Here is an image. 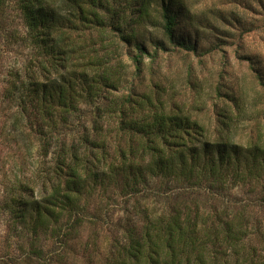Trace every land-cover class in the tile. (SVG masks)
Wrapping results in <instances>:
<instances>
[{
	"label": "trees",
	"instance_id": "1",
	"mask_svg": "<svg viewBox=\"0 0 264 264\" xmlns=\"http://www.w3.org/2000/svg\"><path fill=\"white\" fill-rule=\"evenodd\" d=\"M243 2L236 5L264 17V0ZM191 10L184 0H0V44L24 42L32 51L6 72L2 97L41 155L55 149L38 181L7 190L0 211L24 244L0 264H66L83 224L104 218L98 208L91 215L89 199L106 194L165 202L155 214L140 205L142 219L126 221L101 264H264L251 241L264 245V108L237 140L236 125L249 114L243 85L192 83L224 99L211 130L176 91L146 79L147 56L201 49L206 20ZM213 17L232 27L203 53L262 26L224 9ZM239 56L264 101V54Z\"/></svg>",
	"mask_w": 264,
	"mask_h": 264
},
{
	"label": "rangeland",
	"instance_id": "2",
	"mask_svg": "<svg viewBox=\"0 0 264 264\" xmlns=\"http://www.w3.org/2000/svg\"><path fill=\"white\" fill-rule=\"evenodd\" d=\"M185 4L191 8L192 13L202 15L206 20L201 23L199 35L198 52L186 49L170 47L168 51L160 50L157 58L152 60L149 56L145 58L146 62V79L152 78L162 81L172 92H177L175 96L182 103L188 105L187 110L198 119H201L211 130H214L212 123L223 117L217 115L222 112L225 102L223 98L213 97L197 93L195 84L203 82L207 87H223L231 85L237 88L238 83L243 85L249 94V102L246 106L249 114L243 122L237 123L235 131L236 139H245L246 135L254 129V120L259 116L260 111L264 108L261 102L263 98L259 96V85L252 75L246 60L241 54H264V17L254 16L253 12L244 9L240 4L251 3L253 0H184ZM193 9L195 12H193ZM217 9H224L228 15L236 14L245 17L247 20L255 19L260 28L243 35L240 42L225 45L221 49L213 50L209 53H203V48H208L216 42L217 34L225 37L226 29L232 27L227 21L220 22L214 18V12ZM11 21L14 25L19 26L22 30L23 21L17 14L12 13ZM211 23V27H209ZM215 25L220 27L218 30ZM185 28H182L183 31ZM217 29V30H216ZM234 30V28H232ZM155 34V30H151ZM236 31V30H235ZM237 38V37H236ZM229 42L232 40H229ZM226 40V41H227ZM0 52L3 58H0V205L7 196V190L16 184L17 180L26 182H36L39 175L49 171L52 166L53 154L55 149L51 148V153L47 156L41 155L40 149L36 146V140L18 121L14 107L2 96V87L5 85V74L14 65H20L26 61L31 54V48L24 42L16 45L0 44ZM241 53V54H240ZM128 63H130L128 61ZM133 67H129V72ZM198 86V85H195ZM232 86V85H231ZM230 86V87H231ZM226 88L229 86H225ZM223 87V88H225ZM181 91V92H180ZM206 93V92H205ZM217 103L218 106H213ZM250 118H252L250 122ZM243 119V117H240ZM111 122L110 118H107ZM107 122V123H108ZM106 123V124H107ZM38 189V188H37ZM165 198L159 196H147L139 201L132 198L126 201L121 197L94 196L89 199L91 212L93 215L98 208L103 214L101 220L97 222L86 221L79 230V236L73 241L75 246L74 252H68L71 256L66 264H101L105 261L108 251L112 244L118 239L123 238V226L128 219L137 221L139 216L137 210L149 208L153 214L159 213ZM140 202V203H139ZM105 221L107 223H102ZM9 214L0 211V255L13 252L21 253L20 244H24V239L17 236V231L11 225ZM11 225V226H10ZM15 231V232H14ZM252 245L259 249V259L264 260V245L260 244L257 239L251 240ZM20 264H24L20 262ZM39 264V263H33Z\"/></svg>",
	"mask_w": 264,
	"mask_h": 264
}]
</instances>
